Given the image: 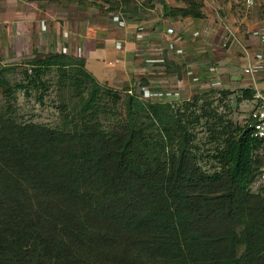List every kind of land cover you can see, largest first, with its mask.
I'll list each match as a JSON object with an SVG mask.
<instances>
[{"label": "trees", "instance_id": "1", "mask_svg": "<svg viewBox=\"0 0 264 264\" xmlns=\"http://www.w3.org/2000/svg\"><path fill=\"white\" fill-rule=\"evenodd\" d=\"M202 8L187 0L166 15L201 20ZM30 64L34 86L54 67L79 89L92 84L71 129L20 123L10 105L0 113V264H264V185L252 191L264 141L248 123H208L221 144L206 157L192 128L208 114L185 118L194 103L174 110L127 94L124 120L105 128L99 84L81 66L83 80L71 76L73 58ZM7 70L0 91L15 100Z\"/></svg>", "mask_w": 264, "mask_h": 264}, {"label": "rangeland", "instance_id": "2", "mask_svg": "<svg viewBox=\"0 0 264 264\" xmlns=\"http://www.w3.org/2000/svg\"><path fill=\"white\" fill-rule=\"evenodd\" d=\"M196 1H204V18L199 21L166 15H175L177 10L187 7V0H37L33 4L29 0H0V71L8 69L7 78L15 98L8 99L0 91V113L8 116L10 105L13 117L20 123L59 129H71L80 122L81 100L88 96L92 83H83L79 89L75 80L63 78L56 67L42 76L43 87L30 83L31 61L66 54L78 63L67 67L71 76L83 80L76 70L81 66L99 84L103 107L99 120L105 128L124 120L123 102L127 94L148 100L147 94L146 98L138 93L147 88L148 102L169 103L174 110L183 111L186 104L194 103L185 118L194 120L196 115L208 114L192 131L199 152L206 157L214 155L221 139L213 137L208 123L215 124L222 116L225 125L249 124L255 96L264 94V0H254L250 7L246 0ZM44 16L46 20L42 19ZM24 17L39 31L32 39L18 34L16 23ZM244 18L248 25L243 24ZM51 21L60 26L58 34L50 37L47 23L52 27ZM256 21L259 27L254 26ZM171 23H179L182 44L162 40L160 27ZM225 28L248 47L251 60L242 49H235L233 36L228 42L222 38ZM201 29L207 31V40L200 35L195 37ZM248 30L253 31L251 35ZM75 36L84 39L81 45ZM111 45L120 47L125 54L109 55L107 47ZM213 82L221 85L213 87ZM18 85L29 87L18 90ZM108 90L112 94H107ZM245 90L255 91L256 95L246 99ZM215 127L217 130L218 124ZM201 165L210 173L218 167L211 158H205ZM263 185L264 166L252 191L259 192Z\"/></svg>", "mask_w": 264, "mask_h": 264}, {"label": "built area", "instance_id": "3", "mask_svg": "<svg viewBox=\"0 0 264 264\" xmlns=\"http://www.w3.org/2000/svg\"><path fill=\"white\" fill-rule=\"evenodd\" d=\"M247 1V5L252 6L254 4V0H246ZM170 21L172 22L173 20L170 19ZM123 24L125 25L126 24V20H123L122 21ZM178 24H175V23H171L169 25H162V27H160L161 29L160 32H161V38L163 41H168V40H171L173 42H179L180 44H182V41H183V37L181 36V32H180V27H178ZM141 26V25H139ZM136 29H138V27ZM136 29L134 30V33H136ZM226 30V34L222 36L223 39H225V41H229L230 38H232L231 36H233V42L235 43V49H238V47L240 49H242V53H246L247 55H250V51L248 49V47H245L239 40H238V37L234 34L230 35V32L225 28ZM200 31V33H199ZM199 31H196L197 35L195 37H198V35H200L201 37H203L204 40H207V38L209 37L207 31H204L203 29L199 30ZM208 36V37H206ZM182 49V47H181ZM179 49V50H181ZM247 73L250 72V70H246ZM221 83L219 82H213L212 83V86H220ZM133 91H130L129 93H132ZM139 95H143L144 97L145 94L148 95V100H145L143 98H140L142 99L143 101L147 102V101H150V90H148L147 88H143V92L140 90V92H138ZM256 97V105L254 107V109L252 110L251 114H250V117H249V126L250 128L253 129V134L255 137H258L260 139H262L264 141V94H261V95H257L255 96ZM147 98V97H146Z\"/></svg>", "mask_w": 264, "mask_h": 264}, {"label": "crops", "instance_id": "4", "mask_svg": "<svg viewBox=\"0 0 264 264\" xmlns=\"http://www.w3.org/2000/svg\"><path fill=\"white\" fill-rule=\"evenodd\" d=\"M34 3V1H31L30 2V4H33ZM205 4H206V2H205ZM208 4V3H207ZM203 8H204V1H203ZM202 8V11L204 10ZM34 10H38V9H36V8H33ZM203 14H204V12H203ZM25 18L26 17H24L23 19L22 18H20V20H19V22L18 23H16V28H17V30H18V34H19V36H21L22 35V37H25L26 38V36H28L29 35V37H30V39H32L33 37H35V36H37L38 34H39V31L37 30V27L35 26V25H33V23L31 22V23H28V21H26L25 20ZM204 18V17H203ZM202 18V19H203ZM43 20H46V17L44 16V18H42ZM24 20V21H23ZM242 20V19H241ZM197 21H199V20H197ZM258 21H256V24L254 23V26H257V27H259V25H260V23H257ZM51 25H52V27L51 26H49V23H47V29H48V31L51 33L52 32V34H50V37H51V35H53L54 33H57L58 32V29H57V26H60V23H58V22H55V21H51V23H50ZM243 24H247L248 25V23H247V20H246V18H244V21H243ZM49 26V27H48ZM252 30H254V29H252ZM251 32H253V31H251V30H248V32H247V34L248 35H251ZM48 33V32H47ZM58 34V33H57ZM46 35H48L49 36V34H46ZM28 38V37H27ZM75 38H76V40H78L79 42H78V44H82V42H83V38L82 37H78V36H75ZM92 38V37H91ZM75 42V41H74ZM80 44V45H81ZM112 47H107L108 48V51L110 52L109 53V55H111V54H113V53H115V55H124L125 53H123V52H121V50L119 49L120 47H114L113 48V45H111ZM107 48H105L104 50L106 51V49ZM97 49V48H96ZM107 51V52H108ZM115 57H118V56H115ZM247 59H252V57L250 56V55H248L247 56Z\"/></svg>", "mask_w": 264, "mask_h": 264}]
</instances>
